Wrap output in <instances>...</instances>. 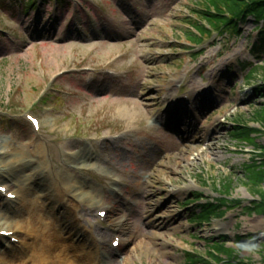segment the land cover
Segmentation results:
<instances>
[{"label":"rangeland","instance_id":"1","mask_svg":"<svg viewBox=\"0 0 264 264\" xmlns=\"http://www.w3.org/2000/svg\"><path fill=\"white\" fill-rule=\"evenodd\" d=\"M69 1L61 11L53 2L42 6L41 19L39 10L0 8V142L9 141L7 157L44 150L50 178L34 191L58 188L79 231L75 237L72 227L63 228L61 238L51 227L54 249L81 264L77 246L87 239L86 245L97 242L101 264H189L187 253L214 264L212 246L224 241L238 263L264 264V217L245 211L264 192V155L231 137L242 120L263 130L257 142L264 147V98L255 92L264 73L253 68L264 57L251 50L259 33L253 19L240 37L213 31L197 45L185 36L194 31L196 0ZM81 152L90 159L80 161ZM0 183L16 190L12 175ZM228 183L233 190L224 192ZM72 184L93 190L96 199L78 202ZM224 196L244 207L194 223L200 204ZM10 201L0 192V218L5 209L16 211ZM40 210L45 223L56 224L58 211ZM105 230L111 238L103 242L97 231ZM117 237L127 244L116 250ZM1 238L14 264L17 255L29 257L31 249L17 254ZM240 240L251 244L241 248Z\"/></svg>","mask_w":264,"mask_h":264},{"label":"bare ground","instance_id":"2","mask_svg":"<svg viewBox=\"0 0 264 264\" xmlns=\"http://www.w3.org/2000/svg\"><path fill=\"white\" fill-rule=\"evenodd\" d=\"M176 111L178 110L176 109ZM8 144V140H3L2 142H0V178L4 174L13 176L14 181H16V190L14 191V193L16 194L18 200V203L16 205L19 206L13 207L16 208V211H14L13 213L10 211V209H5L2 211L0 218V232L9 233V235H12L13 237L19 239L22 248H19L18 245H13V251L19 249L20 251H24V254H26V252H30V249L32 250L31 253L28 254L29 257H25L24 255H17L20 256L18 257L20 261L19 264H75L70 263L66 259L67 256L64 254L65 252H63L62 248L60 250L54 249L58 246H56L57 244H53L52 242L56 233L52 232L53 230H51V227H53L54 229L56 228L57 231H54L57 232V236L61 238L64 237L63 231L61 230L63 228L72 227L74 232L71 235L75 237L79 234L76 226H73L72 221L70 222L71 219L69 217V214L72 213H68V209L63 207L61 204V201L63 199H66V196H63L59 189L54 185H46L47 191L44 190L45 192L34 191V189L36 190L37 188L35 186V183L39 185V183L43 182V179L45 183L46 178H50L48 173L52 168L50 167L51 165L46 159L44 150L41 146H39V148L37 147L33 152V154H37L38 156H34L33 154L32 156H24V154L21 152H13L11 157H7L8 153L6 150L10 147ZM81 155L82 156L80 157V161L82 162H85L86 159H90V157H88V155H86L85 153L81 152ZM35 158L37 160H35ZM33 191L35 193H33ZM42 195L44 197V200L40 202ZM71 195L80 203H82L83 198H86L88 202H91L95 200L97 196L96 192H94L93 190H85L80 186L77 187V190H72ZM58 204L62 208L59 211ZM150 204L151 203L145 204L146 208L149 209L146 213L150 212ZM9 207L10 206L8 205V208ZM40 208L42 210L43 208H45L46 210L49 209V212L58 211L57 214H59V219L56 224L53 222L45 223V216L42 215L43 213H41L42 211L40 210ZM75 208H77L76 205ZM67 214L69 215L68 217ZM36 223L39 224V226L36 227L34 231L33 227ZM89 225L90 228L87 229L86 232L87 234H92L94 233V229L92 228L93 224L89 222ZM160 225L166 227L167 223H161ZM77 226H79V224ZM32 233L35 235V238L31 243H28V237L32 235ZM97 233L100 234L102 238H106L109 235V232L107 231H100ZM86 241L87 239L84 242L79 241L77 246L78 248H80L79 246H81L82 248V254H80L82 260L81 264H101L100 252L98 250L97 242L93 241L92 244L86 245ZM7 245L10 246L11 244L8 243ZM95 246L97 248H95ZM92 247L97 250L92 249ZM25 248L28 249V251ZM0 250V264H14V258L11 255L13 254L12 251L7 252L2 248ZM16 253L19 254L20 252L17 250ZM3 254H9L11 256L10 260H8Z\"/></svg>","mask_w":264,"mask_h":264},{"label":"trees","instance_id":"3","mask_svg":"<svg viewBox=\"0 0 264 264\" xmlns=\"http://www.w3.org/2000/svg\"><path fill=\"white\" fill-rule=\"evenodd\" d=\"M13 5L23 0H0V5L5 7V2ZM41 0H24L22 10L24 13L30 10L38 9ZM44 5L53 4L58 8L65 9L70 5L69 0H43ZM10 6V5H8ZM7 7V6H6ZM5 9V8H4ZM190 14L196 17V20H189L190 28L194 31L185 30L187 39L195 44H203L204 38L212 34L213 31L222 33L223 35H233L234 37L241 36L243 33L242 25L245 24L250 17L255 22V29L259 30L257 41L252 45V52L258 59L264 56V0H196L194 8H191ZM262 22V26L260 23ZM251 64H248V66ZM253 68H261L264 73V62L260 66ZM252 68V69H253ZM250 70L247 75L248 79L253 76ZM258 71V70H257ZM257 72L254 74L256 75ZM251 76V77H249ZM257 95L264 98V85L255 89ZM242 120H237V123L231 130V137L239 142L254 145L261 148L264 155V147L258 144L260 130L242 123ZM264 167V162H263ZM227 191L233 190V185L228 183L225 185ZM194 196L198 202L202 199V194L198 193ZM260 201L254 203V207H245V211L264 215V192L260 194ZM243 202H234L226 196L216 200H208L205 204H200V212L194 217L195 221L209 222L214 216H224L230 210L235 208H243ZM214 253L211 257L215 259L217 264H240L236 256V250L228 248L226 243L216 242L212 246ZM187 261L189 264H210L203 258L187 253ZM242 264V262H241Z\"/></svg>","mask_w":264,"mask_h":264}]
</instances>
